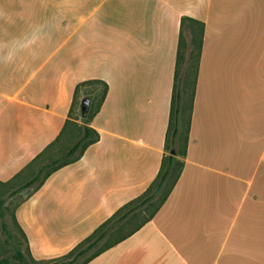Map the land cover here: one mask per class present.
Wrapping results in <instances>:
<instances>
[{"label": "crops", "instance_id": "crops-1", "mask_svg": "<svg viewBox=\"0 0 264 264\" xmlns=\"http://www.w3.org/2000/svg\"><path fill=\"white\" fill-rule=\"evenodd\" d=\"M237 2L0 0L1 182L77 123L81 84L108 85L88 124L99 141L15 209L34 262L69 253L156 178L189 16L205 34L181 176L150 221L87 264H264V188L215 182L233 181L245 147L263 142L264 161V16Z\"/></svg>", "mask_w": 264, "mask_h": 264}, {"label": "trees", "instance_id": "trees-1", "mask_svg": "<svg viewBox=\"0 0 264 264\" xmlns=\"http://www.w3.org/2000/svg\"><path fill=\"white\" fill-rule=\"evenodd\" d=\"M196 27H198V41L194 44L196 46V51L194 56L196 58L195 62V70L193 78L184 80L180 76V68L183 61V43H184V30L186 27L190 28L191 33L196 36L197 31ZM205 34V23L203 21L194 19L189 16H184L180 22V34L178 41V50H177V60L175 67V75H174V84H173V93L171 99V109H170V118H169V127L166 135V144L165 150L166 154L162 159L161 168L156 178L149 186V188L136 199L128 202L122 208H120L115 214H113L108 220H106L97 230H95L90 236L84 239L81 243H79L74 249H72L69 253L64 255L58 259H65L63 264H87L92 259L100 255L103 251L113 247L118 242L124 240L128 236L132 235L136 232L143 224L150 221L154 215L159 211L160 207L166 202L172 190L174 189L179 177L184 168V158L187 155L188 142H189V132L191 126V117L193 111V97L194 91L196 87L197 75L200 66V58L203 47V40ZM97 85L100 86V92L98 93V105L95 111H92V107L94 105V98L88 97L90 100V111L85 118V125L82 128V136L60 157H56L51 159L48 163L42 165L38 172L34 175L32 179L27 181L25 184L20 186L17 190L13 192V194L18 193L21 190L30 188L33 185H36L35 188L21 201L18 203L20 205L24 200L28 199L38 188H40L46 179L56 170L67 166L71 163L77 161L82 155L85 153L87 148L93 144H96L99 141V133L88 126L96 112L100 110L102 103L104 102L107 93H108V85L106 82L101 80H93L89 82H85L79 86H91ZM186 92L191 93L190 100L184 102L183 94ZM188 114L187 118H185V114ZM184 125V126H183ZM77 126V123L72 121H67L63 131L60 135L53 141L47 148L41 152L38 156H36L19 174H17L13 179L7 182H1V184H10L11 182L20 178L28 169L32 167L36 162L42 159L50 150L52 151L54 148L62 140H68L73 135L70 131L71 128ZM70 133V135H68ZM70 136V138H68ZM171 151H175V154H171ZM168 153V154H167ZM157 204L154 210L146 217L145 220L138 226H135L133 230L124 234L123 236H117L118 238L114 241L107 242V244L102 247L97 248L106 238L110 237L113 231H117L124 227V223L130 218L132 214H134L137 210L142 207H146L148 205ZM17 205V206H18ZM16 206V207H17ZM15 207V209H16ZM5 214V201L0 199V217L4 220ZM14 222L17 225L19 232L22 234L23 238H25L27 242V254L24 253L20 249V245H18L15 240L13 234L8 231L6 225H4L5 230L7 231V235L9 238L13 239L16 245V254L14 258L18 260L19 264H31L27 259V255L33 260L31 253L28 247V241L25 236V233L21 230L20 226L17 224L16 218L14 216ZM115 231V233H116ZM34 261V260H33Z\"/></svg>", "mask_w": 264, "mask_h": 264}, {"label": "rangeland", "instance_id": "rangeland-1", "mask_svg": "<svg viewBox=\"0 0 264 264\" xmlns=\"http://www.w3.org/2000/svg\"><path fill=\"white\" fill-rule=\"evenodd\" d=\"M238 2L235 5H232L234 10L240 11L241 8H249L250 12H255L259 17L264 16V0H237ZM240 13V12H237ZM197 34L194 36L190 28L186 27L184 30V43L182 48V57L183 61L180 68V76L182 79L193 78L194 70H195V62L196 58L194 53L196 51V46L194 45L198 39V27H196ZM87 95L84 97L76 96V101L74 103L72 117L75 118L77 122V126L71 128V133L73 134L70 139L62 140L56 148L52 151L50 150L42 159L36 162L30 169L27 170L20 178L11 182L10 184H1L0 183V199L5 201V218L4 220L0 217V264H19L18 260L14 258L16 254V245H20V249L27 254V242L25 238H23L22 234L19 232L17 225L14 222V214L15 207L21 202L37 185H33L30 188L19 191L16 194H13L15 190H17L20 186L25 184L27 181L32 179L34 175L38 172L39 168L48 163L51 159L56 157H60L63 155L81 136H82V128L85 125V118L81 115V102L80 97L82 99L88 98L89 96L92 98H96L94 100V105L92 107V111L96 110L98 105V93L100 92V86L91 85L87 86ZM191 93L186 92L183 94V101L190 100ZM90 111V110H89ZM188 114H185V118H187ZM184 126V125H183ZM257 133L261 134L259 131V127L257 128ZM262 144L263 142L258 143V145L254 148H250V154L247 153L246 147L242 151V162L236 163L229 167L227 170V175L229 177L233 176V181L230 183H224L220 179H217L215 182L218 183V187H228V188H250V189H261L264 188V161L261 160L260 153L262 152ZM232 145L236 147V142L233 140ZM235 150L236 159L238 156V151ZM168 154V153H167ZM241 156V152H240ZM241 162V161H240ZM221 173V172H220ZM242 175L243 181L239 182L240 179L238 177ZM216 189V188H215ZM217 190V189H216ZM218 191V190H217ZM225 201L224 198L216 199V201ZM215 199L213 198V201ZM156 203L153 205H148L140 208L134 214L130 216V218L124 223V227L119 230H115L112 232L111 236L106 238L97 248L102 247L107 244V242L114 241L117 239V236H123L124 234L130 232L134 229L135 226H138L149 216V214L156 207ZM4 225H6L8 231H10L17 243L7 235V231L5 230ZM27 259L31 264H63L65 259H54L43 262H34L29 255H27Z\"/></svg>", "mask_w": 264, "mask_h": 264}, {"label": "water", "instance_id": "water-1", "mask_svg": "<svg viewBox=\"0 0 264 264\" xmlns=\"http://www.w3.org/2000/svg\"><path fill=\"white\" fill-rule=\"evenodd\" d=\"M81 115L83 118H86L90 110V100L85 98L81 101ZM171 154H175V151H171Z\"/></svg>", "mask_w": 264, "mask_h": 264}]
</instances>
